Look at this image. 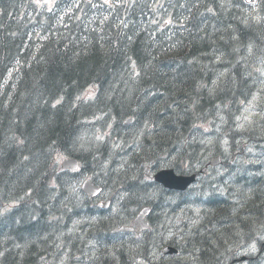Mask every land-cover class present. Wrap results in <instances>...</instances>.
I'll return each mask as SVG.
<instances>
[{"label": "trees", "instance_id": "trees-1", "mask_svg": "<svg viewBox=\"0 0 264 264\" xmlns=\"http://www.w3.org/2000/svg\"><path fill=\"white\" fill-rule=\"evenodd\" d=\"M260 61L264 0H0V264H228L262 242L264 160L212 170L191 204L141 175L127 184L166 229L140 248L110 236L126 211L113 220L79 186L86 174L114 191L132 172L122 166L195 173L235 151L243 162L238 142L264 144L238 122L264 93ZM64 156L82 170H59ZM180 220V261L156 258Z\"/></svg>", "mask_w": 264, "mask_h": 264}, {"label": "rangeland", "instance_id": "rangeland-1", "mask_svg": "<svg viewBox=\"0 0 264 264\" xmlns=\"http://www.w3.org/2000/svg\"><path fill=\"white\" fill-rule=\"evenodd\" d=\"M259 66L261 67V75L259 76V80L263 79V86H264V61H260L259 62ZM263 91H264V87H263ZM95 95V89L91 88L90 91H86L84 93V98L85 99H91L93 98ZM239 129L241 130H250L253 129L257 132H263L264 133V93H257L254 95L253 99L244 106L243 111H242V115L239 118ZM252 142L249 141H244V142H238V144L240 145L241 148H244V152L245 155H247V159H254L253 156L251 155L252 152L255 153L254 150V146H256L258 149H261V152H264V144H256V145H251ZM224 149L227 152L228 150V144L227 143H223ZM234 154V153H233ZM232 154H230L229 157H231ZM235 155V154H234ZM241 157V156H240ZM235 158L239 159V156ZM234 158V159H235ZM62 158L59 159V167L61 164ZM132 170L133 169V165H129L127 168H122V170ZM123 172H119V174H123ZM124 176V183L128 184L130 182H132V179L130 174H126L123 175ZM126 179V180H125ZM232 182H235L237 186H235V184H233V187L235 186L236 189H240L242 186V181L241 178H236L234 179ZM246 189V188H244ZM102 203V202H99ZM98 206H100L101 204H97ZM114 203L111 204L109 207H113ZM115 218V215H114ZM117 219V218H116ZM263 241H264V237H263ZM264 245H262L263 247ZM233 251V249L230 250V252ZM242 255H248L251 253H254V255H258L261 253V248L260 246L256 245L254 246H250L247 250H242ZM237 254V251H236ZM262 254L264 255V250L262 252ZM230 257V256H229ZM230 264V263H228ZM233 264H248V262L246 261H236ZM264 264V261H263Z\"/></svg>", "mask_w": 264, "mask_h": 264}, {"label": "water", "instance_id": "water-1", "mask_svg": "<svg viewBox=\"0 0 264 264\" xmlns=\"http://www.w3.org/2000/svg\"><path fill=\"white\" fill-rule=\"evenodd\" d=\"M247 3H254L255 0H246ZM131 123V120H127L125 124ZM221 163V158L214 159L211 162V165H218ZM63 170L77 171L80 168V162L76 158L65 159L61 165ZM206 173L205 170L202 172ZM196 175H178L174 170H164L156 175L155 180L162 183L165 187L170 189H176L180 191H185L189 188L191 184L196 181ZM82 190L89 196L95 197L101 192V188L96 187L91 181H86L83 184ZM150 209L147 208L141 212L138 216L137 221L134 224H139L141 229H147L148 224L145 222L146 217L149 215ZM125 229L122 228L121 231ZM165 253H173L172 249L167 248Z\"/></svg>", "mask_w": 264, "mask_h": 264}, {"label": "flooded vegetation", "instance_id": "flooded-vegetation-1", "mask_svg": "<svg viewBox=\"0 0 264 264\" xmlns=\"http://www.w3.org/2000/svg\"><path fill=\"white\" fill-rule=\"evenodd\" d=\"M241 181H242V184H244L245 179H244V178H241ZM233 184H235V186H237L235 182H232V185H233ZM235 186H234V188H235ZM235 189H236V188H235ZM111 196H112V195H109V194H103L102 197H100L97 201H98V202H103L104 200H108ZM116 197H117V196H116ZM116 197H115V198H116ZM115 198H112L111 200H113V199H115ZM136 237L139 238V237H140V234H139V235L137 234Z\"/></svg>", "mask_w": 264, "mask_h": 264}, {"label": "bare ground", "instance_id": "bare-ground-1", "mask_svg": "<svg viewBox=\"0 0 264 264\" xmlns=\"http://www.w3.org/2000/svg\"><path fill=\"white\" fill-rule=\"evenodd\" d=\"M17 157V156H16ZM99 168V167H98ZM101 171V170H100ZM242 186H244L243 184H242ZM236 242V241H235Z\"/></svg>", "mask_w": 264, "mask_h": 264}, {"label": "snow or ice", "instance_id": "snow-or-ice-1", "mask_svg": "<svg viewBox=\"0 0 264 264\" xmlns=\"http://www.w3.org/2000/svg\"><path fill=\"white\" fill-rule=\"evenodd\" d=\"M249 2H250V0H249ZM253 248H254V246H253Z\"/></svg>", "mask_w": 264, "mask_h": 264}]
</instances>
